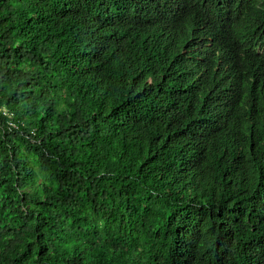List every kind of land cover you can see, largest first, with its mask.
I'll list each match as a JSON object with an SVG mask.
<instances>
[{
    "label": "trees",
    "instance_id": "trees-1",
    "mask_svg": "<svg viewBox=\"0 0 264 264\" xmlns=\"http://www.w3.org/2000/svg\"><path fill=\"white\" fill-rule=\"evenodd\" d=\"M0 264H264V0H0Z\"/></svg>",
    "mask_w": 264,
    "mask_h": 264
}]
</instances>
